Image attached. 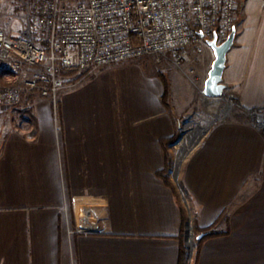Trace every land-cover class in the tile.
<instances>
[{
    "label": "crops",
    "instance_id": "1",
    "mask_svg": "<svg viewBox=\"0 0 264 264\" xmlns=\"http://www.w3.org/2000/svg\"><path fill=\"white\" fill-rule=\"evenodd\" d=\"M237 19L225 91L264 108V0H243ZM207 47L190 56L201 66ZM64 76L55 108L28 95L30 136L0 109V264H181V203L157 175L175 132L160 76L141 59ZM180 180L198 225L226 232L195 264H264V131L241 116L215 125Z\"/></svg>",
    "mask_w": 264,
    "mask_h": 264
},
{
    "label": "built area",
    "instance_id": "2",
    "mask_svg": "<svg viewBox=\"0 0 264 264\" xmlns=\"http://www.w3.org/2000/svg\"><path fill=\"white\" fill-rule=\"evenodd\" d=\"M26 28L21 35L0 27V109L31 123L25 112L30 93L56 100L65 85L63 71L89 78L102 68L150 57L180 68L194 47L217 35L227 39L235 26L239 0H19ZM251 119L264 131V108ZM190 264L191 259L187 260Z\"/></svg>",
    "mask_w": 264,
    "mask_h": 264
},
{
    "label": "rangeland",
    "instance_id": "3",
    "mask_svg": "<svg viewBox=\"0 0 264 264\" xmlns=\"http://www.w3.org/2000/svg\"><path fill=\"white\" fill-rule=\"evenodd\" d=\"M238 9L239 7L237 10ZM235 22L237 24L238 19L235 20ZM0 27L11 35H21L24 32L26 28L24 7L19 0H0ZM205 50H208L207 45L202 46V50L199 54L200 57L204 56ZM193 51L195 52L194 47L188 49V56L184 59L183 65L180 68L175 67L165 59L157 62L150 57L139 58L143 64L151 66L153 70L156 71L159 76L165 78L168 83L167 99L171 108V111L168 113L174 114V135H176V138L168 147L171 167L167 176L177 199L186 212L187 221L191 223V232L195 240V246L193 247L191 257H186L184 264H187L188 259H191L190 264H195L197 259V239L193 232V222L194 220L196 221V218L180 180V174L186 159L207 133L219 123L230 121L233 118L241 116L248 124L255 127L251 119L252 109L246 110L240 108L233 93L224 91L223 96L217 99L206 98L203 95L202 78L203 75H207L211 66L209 63L201 66L199 64L200 61L194 62L193 60L195 58L190 57L192 53H194ZM199 130L202 131L200 134H197ZM258 130L263 131L262 129ZM185 139H187L189 146L184 150L181 145ZM177 158L180 159V163L177 176L174 179L173 172Z\"/></svg>",
    "mask_w": 264,
    "mask_h": 264
},
{
    "label": "water",
    "instance_id": "4",
    "mask_svg": "<svg viewBox=\"0 0 264 264\" xmlns=\"http://www.w3.org/2000/svg\"><path fill=\"white\" fill-rule=\"evenodd\" d=\"M236 34V26L227 37V39L221 43H217V35L213 34V38L207 41V45L213 51L214 59L212 61L211 67L208 71V76L205 79L202 93L206 98L217 99L221 98L225 91V84L223 83V72L226 65V55L228 50L232 47L234 38ZM180 159L177 158L175 163V169L173 172L174 179L177 176L178 166ZM191 223L187 221L184 239L185 246L187 247V257H191L193 247L195 246V240L191 232ZM202 234L197 235L196 239H200Z\"/></svg>",
    "mask_w": 264,
    "mask_h": 264
},
{
    "label": "trees",
    "instance_id": "5",
    "mask_svg": "<svg viewBox=\"0 0 264 264\" xmlns=\"http://www.w3.org/2000/svg\"><path fill=\"white\" fill-rule=\"evenodd\" d=\"M242 1L243 0H239V5L238 7L240 8L241 7V4H242ZM236 24V22H235ZM67 72L66 71H63L62 74H66ZM160 79L162 81V84H163V92L161 94V102L163 103V105L165 106L166 110L168 112L171 111V108H170V104L168 102V83L167 81L165 80V78H163L162 76H160ZM29 110H27L25 112L26 116H29ZM176 138V135H173V137L169 138V139H164V140H161V145L164 149V157H165V160H164V167L162 170L158 171L157 172V175L163 180V182L169 186L172 190H173V187L168 179V176H167V173L171 167V160L169 158V153H168V147L170 146V144H172V142L175 140ZM174 192V190H173ZM175 193V192H174ZM181 218H182V224L183 226L185 227L186 223H187V216H186V212L184 210V208L182 207L181 205ZM184 229L181 230V234L179 235V238H180V262L181 264H184L185 263V259L187 257V247L185 246L184 244ZM193 232L194 234L197 236V235H200L202 234L201 238L200 239H197L196 241V258L198 256V251H199V248L201 246V244L203 243V241L209 237H213V236H219V235H222V234H225L226 232L225 231H214V230H208V229H204V228H201L197 223L196 221L194 220L193 222Z\"/></svg>",
    "mask_w": 264,
    "mask_h": 264
},
{
    "label": "bare ground",
    "instance_id": "6",
    "mask_svg": "<svg viewBox=\"0 0 264 264\" xmlns=\"http://www.w3.org/2000/svg\"><path fill=\"white\" fill-rule=\"evenodd\" d=\"M202 131V130H201ZM200 130L199 131H197V134H200V132H201ZM191 141V140H190ZM182 148H184V150L185 149H187V147L189 146V143H188V141H187V139H185L184 141H183V143H182Z\"/></svg>",
    "mask_w": 264,
    "mask_h": 264
}]
</instances>
